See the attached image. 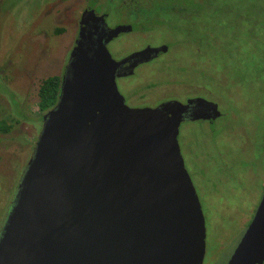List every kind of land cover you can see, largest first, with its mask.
Masks as SVG:
<instances>
[{
    "label": "water",
    "instance_id": "1",
    "mask_svg": "<svg viewBox=\"0 0 264 264\" xmlns=\"http://www.w3.org/2000/svg\"><path fill=\"white\" fill-rule=\"evenodd\" d=\"M132 58L78 41L1 230L0 264L204 263L206 219L178 137L188 110L194 122L222 114L204 99L128 107L115 68ZM228 264H264V195Z\"/></svg>",
    "mask_w": 264,
    "mask_h": 264
},
{
    "label": "rangeland",
    "instance_id": "2",
    "mask_svg": "<svg viewBox=\"0 0 264 264\" xmlns=\"http://www.w3.org/2000/svg\"><path fill=\"white\" fill-rule=\"evenodd\" d=\"M97 1L0 0V234L48 113L39 108L42 81L62 78L88 3L112 14L128 0ZM143 2L144 31L157 30L147 42L172 49L119 91L129 107L132 92L220 105V120L183 123L178 141L206 219L203 264H228L264 195V0ZM116 12L113 22H129ZM131 39H120L121 55L141 46Z\"/></svg>",
    "mask_w": 264,
    "mask_h": 264
},
{
    "label": "flooded vegetation",
    "instance_id": "3",
    "mask_svg": "<svg viewBox=\"0 0 264 264\" xmlns=\"http://www.w3.org/2000/svg\"><path fill=\"white\" fill-rule=\"evenodd\" d=\"M104 1L105 0L101 2H104ZM129 3H131V5H128ZM143 4H144L143 0H128V1H122L121 4L116 5L114 8L112 7L113 9L110 8V10L113 13L115 12V10L118 11L114 14L116 17L123 16L129 21V22H119V21L113 22L112 21L113 18H111V16H113V13L111 14L108 11L98 10L97 8L91 7L88 3V6L84 9V12L82 13L81 18L79 20V25H78L79 30H78L77 38L75 40V44L72 50L70 51L67 66L69 65L72 59V55L74 53V50L77 46L78 41L81 40L82 38H86L88 40H96L98 38H101L103 43L106 45L109 53L111 54V56L116 62H121L127 59L128 57L133 56L132 60L128 61L126 64L118 65L115 68L117 85H119V82L123 83L127 81L128 79L136 77L137 70L141 66L147 67V66L154 65L156 62H159V59H162L163 57L167 56V54H169V52L172 49L171 46L167 44H161L160 46H158V45L149 44L147 42V39L151 36H154L153 34L156 33L157 30L149 29V31H146V32L144 31L147 25V22H144V20H147V19L149 20V17L148 16L145 17L144 15L142 16V14H147L149 12L150 7L146 3L145 5ZM129 16L131 17L128 18ZM139 17H142L141 18V22H142L141 30L143 31L142 33L146 34L143 37L137 35V33L139 32L137 31V28H135L138 26V24H141L136 21V19ZM115 33L117 34L115 35ZM123 37H131L132 38L131 40L133 42H137L138 40L139 42H141V46L136 47V48L132 47V50L129 54L121 55L120 53L122 52L119 50V44L121 42L120 39ZM165 48H167V51L164 53H161L162 50H164ZM147 49L160 50V52H158L157 54H153V55L146 54L141 57H137V56L134 57V54L141 53L143 51H146ZM67 66L64 68L62 80L65 75ZM118 89H119V86H118ZM132 89L133 88H130V91ZM131 94L133 95H131V99L129 100L134 101V103L131 104L132 106H130V108L132 109H146V108L156 109L163 104L177 101V100H171V99L163 100L160 98H157V99L148 98L147 95L142 92L135 93V94L134 92H132ZM137 98L142 99V102L141 100L140 102H138ZM197 99H204L205 101L209 103L218 105L219 110L222 114L221 117H219L216 120L211 119V120H200V121L194 122L191 119V115L194 112V110L190 109L184 115L183 123L194 122V123H208L210 125H213L224 116V114L222 113V110L220 109V105L217 102H215L214 99L208 98L207 96L203 97L198 94L194 96H186L180 99L182 102L180 101H177V102H180L184 105H188L189 101H194ZM126 101L127 100L125 99V103L127 105ZM204 112L207 115L210 113L207 110H204ZM42 125H44V120H42Z\"/></svg>",
    "mask_w": 264,
    "mask_h": 264
},
{
    "label": "trees",
    "instance_id": "4",
    "mask_svg": "<svg viewBox=\"0 0 264 264\" xmlns=\"http://www.w3.org/2000/svg\"><path fill=\"white\" fill-rule=\"evenodd\" d=\"M61 84L60 76H52L42 81L38 92L40 111L49 112L56 106L61 94Z\"/></svg>",
    "mask_w": 264,
    "mask_h": 264
}]
</instances>
